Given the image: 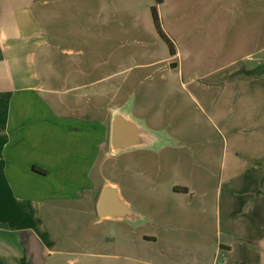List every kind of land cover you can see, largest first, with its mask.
I'll list each match as a JSON object with an SVG mask.
<instances>
[{
	"label": "rangeland",
	"instance_id": "obj_1",
	"mask_svg": "<svg viewBox=\"0 0 264 264\" xmlns=\"http://www.w3.org/2000/svg\"><path fill=\"white\" fill-rule=\"evenodd\" d=\"M151 7L173 55L153 25ZM30 9H39L43 29L32 41L38 44L34 84L47 86L48 77L60 73L63 86L56 89H65L63 76L84 85L76 94L90 95L95 117L126 100L137 120L170 138L155 150L118 155H105L103 143L89 172L96 184L93 202L108 180L142 216L117 221L101 220L89 209L57 211L59 253L44 264H221L209 193L217 180L220 135L182 83L229 74L215 88L229 80L238 89L235 79L264 75V0H31ZM184 188L195 191L193 199L206 188L198 227L191 221L196 201Z\"/></svg>",
	"mask_w": 264,
	"mask_h": 264
},
{
	"label": "crops",
	"instance_id": "obj_2",
	"mask_svg": "<svg viewBox=\"0 0 264 264\" xmlns=\"http://www.w3.org/2000/svg\"><path fill=\"white\" fill-rule=\"evenodd\" d=\"M14 1L8 0V4L0 0V264H21L20 257H24L25 264H44L59 253L54 249L57 211L74 213L89 209L96 215L93 202L96 184L89 175L93 157L101 152L103 143L104 154L112 155L108 140L104 141L109 116L127 101L122 100L95 117L90 95L76 94L84 85H74L63 76L65 89L57 90L56 87L63 86L60 73L48 77L47 86L34 84L36 74L31 67L38 44L32 41L43 34L37 20L39 9H30L31 0ZM13 17H17L16 23L11 21ZM225 77L230 79L231 75H215L210 82L201 80L207 84L187 78L182 84L185 88L188 85V99L220 135L217 180L209 193L221 264H226L224 259L231 254L230 264H261L264 75L235 79L238 89L229 80L221 88H215L213 83L222 84ZM168 139L166 136L158 146ZM156 146L118 154L155 150ZM205 177L202 175L201 179ZM105 182L115 184L121 198L135 207L121 194L119 184L108 180L99 184L97 195ZM184 190L191 202L196 201V214L191 220L196 224L205 217L206 188L201 189L200 199H193L196 195L191 188Z\"/></svg>",
	"mask_w": 264,
	"mask_h": 264
},
{
	"label": "water",
	"instance_id": "obj_3",
	"mask_svg": "<svg viewBox=\"0 0 264 264\" xmlns=\"http://www.w3.org/2000/svg\"><path fill=\"white\" fill-rule=\"evenodd\" d=\"M171 66H175V63ZM125 105L110 113L107 136L109 153L116 155L137 147L158 146L165 137L147 129L139 120L133 118ZM94 208L99 218L133 221L140 216L121 198L117 186L110 182L102 184Z\"/></svg>",
	"mask_w": 264,
	"mask_h": 264
},
{
	"label": "trees",
	"instance_id": "obj_4",
	"mask_svg": "<svg viewBox=\"0 0 264 264\" xmlns=\"http://www.w3.org/2000/svg\"><path fill=\"white\" fill-rule=\"evenodd\" d=\"M159 0H157L158 2ZM151 17H152V21H153V25L158 33V35L162 38V40L166 43L167 47H168V50H169V53L171 55L174 54V48H173V45H172V42L168 39V37L162 32L160 26H159V23H158V19H157V14H156V10L154 7H151ZM24 257H20V263L21 264H25L24 263V260H23Z\"/></svg>",
	"mask_w": 264,
	"mask_h": 264
}]
</instances>
